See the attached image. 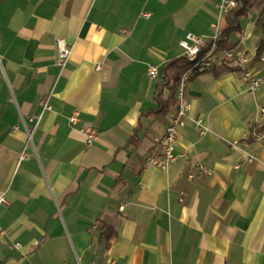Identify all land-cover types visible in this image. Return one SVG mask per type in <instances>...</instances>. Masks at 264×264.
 I'll use <instances>...</instances> for the list:
<instances>
[{"label": "crops", "instance_id": "obj_1", "mask_svg": "<svg viewBox=\"0 0 264 264\" xmlns=\"http://www.w3.org/2000/svg\"><path fill=\"white\" fill-rule=\"evenodd\" d=\"M221 2L0 0V264H264V139L247 140L264 86L231 67L192 79L178 159L147 163L175 110L144 115L161 68L187 33L225 27ZM242 23L238 49L262 76L259 12ZM77 111L98 129L92 145L69 122Z\"/></svg>", "mask_w": 264, "mask_h": 264}, {"label": "built area", "instance_id": "obj_2", "mask_svg": "<svg viewBox=\"0 0 264 264\" xmlns=\"http://www.w3.org/2000/svg\"><path fill=\"white\" fill-rule=\"evenodd\" d=\"M237 7L235 0H222L221 4L218 5V9L221 13L226 15L231 10ZM149 18L150 15H145ZM214 34L212 37L207 38L205 36H197L193 33H187L185 38L180 41V47L184 50V56L190 62L189 68L185 71L182 76L181 82L178 86L175 94L177 105L174 108V112L170 115V122L165 132L156 139L157 151L147 159L148 166L165 169L169 167L178 159L177 155V144L179 130L185 127L186 121L189 117L190 104L187 98V89L189 82L207 72H211L223 67H231L239 70L243 73L244 79L249 84L250 90L255 92L264 86V75L258 76L251 67L252 60L244 52L239 49L219 52L217 51L216 41L221 34V28L217 23L212 24ZM212 41L211 49L205 54H201L202 50L206 47L207 42ZM261 45V40L258 41V45L255 47L254 57L257 62L260 63L264 71V51L258 55ZM57 54L58 61L62 67H65L69 62L73 50L72 46L67 43L66 40L60 39L57 41ZM149 74L152 78H157L159 75V68L156 66L149 67ZM44 110H50L51 107L48 103L42 104ZM41 115L38 116V121L41 119ZM69 122L73 126H78L79 131L83 134L87 145H92L99 134L97 127L91 123L80 124V113L74 112ZM264 122V108L260 109V121L258 124ZM201 120H196V125L201 127ZM29 137L31 136L28 131ZM31 139V137H30ZM257 140L264 139V133L256 136ZM24 154L22 157H25ZM254 157L247 155L243 161L252 162ZM241 164L237 165L236 168H240ZM198 169L202 175L211 176L213 171L202 165H198ZM194 175L189 176V180H193ZM183 201V200H181ZM8 201L6 198H0V206H7ZM17 249H20V244H16ZM116 264V263H113Z\"/></svg>", "mask_w": 264, "mask_h": 264}, {"label": "trees", "instance_id": "obj_3", "mask_svg": "<svg viewBox=\"0 0 264 264\" xmlns=\"http://www.w3.org/2000/svg\"><path fill=\"white\" fill-rule=\"evenodd\" d=\"M235 1L237 3V7L225 15V27L222 29L221 34L216 41L217 51L219 52L238 49L244 29L242 21L252 10L259 12L260 24L262 25L264 32V0ZM212 43V41L207 42L206 47L202 50V55L211 49ZM263 51L264 38L258 55L260 56ZM189 66L190 62L185 56L168 61L162 66L160 72L161 81L157 84L154 93L156 107L144 114L145 116H153V118H155L161 115H166L170 112V110L176 107L177 101L175 99V94L181 82L182 76ZM261 133H264V122L253 125L249 129L247 140L253 142L256 140V136ZM137 138L138 131L136 130L133 140H137ZM113 235H115V231L111 228H107L105 236L112 237Z\"/></svg>", "mask_w": 264, "mask_h": 264}]
</instances>
